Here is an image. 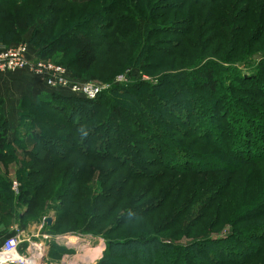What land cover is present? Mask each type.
<instances>
[{"label": "rangeland", "instance_id": "obj_1", "mask_svg": "<svg viewBox=\"0 0 264 264\" xmlns=\"http://www.w3.org/2000/svg\"><path fill=\"white\" fill-rule=\"evenodd\" d=\"M2 1L0 30L7 31L2 19L14 10ZM25 9L35 21L8 46L25 45L30 59L56 64L76 79L70 41L78 33L74 27L81 25L78 30L95 44L96 63L78 78L104 87L106 94L85 110L103 118L108 105L119 102L126 113L123 132L133 131L129 122L139 128L128 147L110 121L91 131L76 129L78 136L67 140L64 125L80 121L87 111H33L24 98L35 102L46 93L24 96L7 84L11 73L0 74L5 83L0 85V125L6 140L0 151V245L19 228L20 252L36 254L37 264H181L175 260L179 252L163 247L169 244L164 239L185 247L200 238L220 242L232 232L239 243L212 246L206 254L223 264L246 257L247 264H264V161L245 162L264 157V76H258L264 72V0H94L80 6L30 0ZM97 9L94 17L86 16ZM36 29L42 33L34 37ZM37 38L53 45L63 41L39 58ZM209 64L224 74V92H200L197 84L187 83L191 72L199 77ZM20 72L27 77L26 71L14 73ZM236 73L250 79L234 96ZM112 89L118 98L109 93ZM161 89L154 111H148L146 101ZM181 90L186 96L173 103L171 94ZM129 110L139 113L131 119ZM142 119L154 129L142 125ZM34 133L43 139L37 141ZM164 148L168 157L161 158ZM50 150L47 166L42 158ZM199 152L211 161L217 156L212 170L205 172L208 164L195 162ZM65 178L67 197L50 200L49 192L58 193ZM41 179L45 192L34 185ZM14 183L18 188L13 191ZM260 208L263 214L242 221ZM70 239L73 243L66 245ZM107 241L112 244L103 258ZM98 248L101 253L93 258Z\"/></svg>", "mask_w": 264, "mask_h": 264}, {"label": "trees", "instance_id": "obj_2", "mask_svg": "<svg viewBox=\"0 0 264 264\" xmlns=\"http://www.w3.org/2000/svg\"><path fill=\"white\" fill-rule=\"evenodd\" d=\"M70 1L66 0V2L70 5L80 6V5L90 4V2H92L94 0H87V1H84V0L83 1H73L72 0V3ZM28 2H30V0H24L22 2H19L17 0H3L2 1L3 6L11 8L14 11H13L12 15H8L7 17L2 19L5 23V27H7L8 29H7V31H5L4 27H3V29L0 30V34H1L0 40L6 41V42L0 41V46L9 47L8 46L9 44L16 42V40L18 38H20L21 36H23L24 34H26L28 29L33 25L35 19H32V17H30L31 15L28 12H26V9H25ZM81 2H85V3H81ZM39 9H40V6L38 5L37 10H39ZM98 12H100V11L97 9V12H96V10L93 13L89 12V13H87L86 16H88V18H91V16L94 17V15H97ZM86 16H84V17H86ZM91 21H92V19H91ZM78 24H81V22L77 23V25ZM46 25H45V27H46ZM80 27H81V25L74 27L73 31L77 30L78 33L77 34L75 33L71 37V41H70V43H71L70 49L72 52L71 53V56H72L71 57L72 58V65H71L72 66V72L74 73V76L77 77L76 80H79V81H80V79L78 78V77H80L79 74L82 75V74L89 73L90 70L92 69V67L94 66V64L96 63L95 44H94L92 38L89 35H87L86 32H82V31L78 30ZM82 28H84V27H82ZM150 30H151L150 32H152V33L155 32V30H153V29H150ZM162 30H165V28L159 27V29L157 31L160 32ZM34 32H36L35 34L33 33L34 37H36L37 34H40V32L42 33L41 29H36ZM6 34L14 35L15 39L9 38L8 35H6ZM66 36H64V37H66ZM38 38H40V37H38ZM38 38L34 44H35V46H37V49H38L37 55L39 58H43L44 54L48 50H52L54 45L58 46L59 41L62 40L60 38L56 39L55 43L58 40L59 41L57 44L53 45V44H51V42L49 40H48V42H50V43L45 42V40L43 38H41V39H38ZM217 68L219 69L218 65L210 66V64H209L208 67H205L198 72L200 74L199 77L195 76L194 73L191 72L189 74V79H188L187 83L188 84H191V83L197 84V88H200L199 89L200 92L201 91L202 92L208 91L210 93H215L218 90V88H219L220 92H224L228 88V86H223L224 84L222 83V78H225V76L223 73L220 74L218 72L219 70ZM221 71L223 72L224 69H221ZM262 73H264V72L259 73L258 76H261V75L264 76V74H262ZM193 78H195V81H193ZM248 79H250V78H247L243 75H240L239 73H236V75H234V82H233L234 84L233 85H235L237 83V85L239 87V88L238 87L232 88V86H231V88L234 89V93H233L234 96L243 92V91H241L240 86H242V85H240V84L245 83ZM134 88L135 87H133L132 89L129 88V93H130L129 96H131V97L135 95L132 93V90H135ZM143 90L146 93L145 96H147L148 92H146L145 89H143ZM150 90H154V89H150ZM163 91H164V89H161L158 92H154L155 95H153V97H152L153 99H148V101H146V107H147L148 111H151V112L154 111L153 110V108H155L154 103H157L158 97H159L160 93H162ZM181 91L182 92H180V93L174 92L173 94H171L170 99L173 103H177V99L179 98L178 97L179 95L186 96L185 91H183V90H181ZM110 92L112 94H115L116 98H118V95H120V94H118V90H115V89H112L111 91H109V93ZM105 95L106 94L104 92H101L94 99H86V98H83L81 96H76V95L66 93L64 91L61 92V91L51 90L50 92L46 91V94L40 95L35 100V102L30 100L29 98H24V100H25V102H27L28 106L33 111H36V110H38V112L44 111L45 107H48V108H51L52 110H56L58 112H62L65 109H67V111L71 110L76 115L77 113L82 114V113L86 112L88 109L87 110H85V109L89 105H93V107H94V106H96V102H97V104L98 103L100 104L98 99L105 96ZM113 103H115V104L114 105L113 104L108 105V108H107L108 109V115L103 117V118L98 117L97 116L98 114L97 115L95 114V116H93L94 112H93V110H90V113H89V111H87L90 115L88 114V116H85L80 121H75L73 123L70 122V124L68 123L67 125L65 124L64 125L65 128H63V131L65 132L66 139L71 140V139L75 138L76 136H78L79 131H77L76 129L82 128V131H85V130L90 128L89 131H91V130H93L97 127H100V126L105 127L108 124V122L110 121V122L117 124V127H118L117 128V134H120L121 139L123 137H125L122 141L128 147V145L130 143H132L131 142L132 137H134V134L138 130L139 127L136 126L134 123L129 122L130 128L133 129V131L126 130V132H123L121 125L123 123H125V115H124L125 112L122 109V107H120L119 102L113 101ZM101 104H102V102H101ZM71 106H73V108ZM248 108H249V106H248ZM129 112L131 113V116H130L131 119H132L133 115L139 113L138 110H133V111L129 110ZM39 114L41 115L42 119L45 120L44 114L43 113H39ZM83 120H85L87 123L82 124V126H80L81 125L80 123H83L82 122ZM142 120H143L142 122L140 120H138V121L140 123H142V125L146 126V128L150 127L151 130L154 129L150 123H148L144 119H142ZM182 123H184V121H182ZM29 135H31V134H29ZM4 136H5L4 129L1 128V125H0V151H2V149H4V146H5L6 140H5ZM34 137L37 141L43 139L42 138L43 136L40 134H37V133L36 134L34 133ZM42 141H44L46 143V145L50 142L49 139L48 140L44 139ZM209 145H211V144H209ZM262 149H264V148H262ZM113 150L116 151L115 147L113 148ZM51 151L52 150L46 152L42 158V162L47 166L52 163ZM114 151H112L111 153L109 152V153L113 154ZM25 152L28 153L29 151L25 150ZM52 152H54V151H52ZM159 152H161V155H162L161 158L162 157H168L167 153H169V152H168L167 148H164V150H160ZM164 152H165V155H164ZM201 153H204V152H201ZM201 153L200 154L194 153L195 154L194 156L197 158V160L195 162H201V163L208 164L209 166L206 165V171H205V172H208V171L212 170L213 167H215L214 160H216L218 158H217V156H215V158L213 156H211L214 158V160L211 161V158L206 157V156H208L207 154L204 155L205 154L204 153L203 155H201ZM7 155L9 157H12L11 154H9V153ZM152 159L157 160L158 157L156 155H154V157ZM262 161H264V157L253 158V160H249V161H245V162H249L252 165H259L262 163ZM143 162L145 163V161H143ZM167 168H168V166H167ZM190 169H192V168H190ZM65 179H66L65 184H62L63 186H61L60 191L58 193H57L56 189L49 192V194L51 196L50 200L57 198V201H59L65 197H67V192L69 190V187H67V183L69 182V180L67 178H65ZM34 185H36V187L40 190V192H45V186H44L45 181H44V179H41V181L35 182ZM47 185H49V182H47ZM40 194L37 193L35 195L36 199L40 198ZM31 197H33V196H31ZM58 204L60 205V202ZM262 210H263L262 208L258 209V212L256 214H254V216H252V215L248 216L249 215L248 214L247 217L242 219V221L253 219L257 216V214H263ZM10 234H11V232L9 233V235ZM9 235H7L6 237H8ZM237 236H238V234H237ZM6 237H4L2 239V241ZM200 239L197 241H193L191 244L184 247V246H179V245L175 244L174 243V242H176L175 239L168 238V239H164V240H167L169 244H165V245L162 244V245L165 249H174L176 252H179V254L175 256L176 257L175 260L177 262H180L181 264H223L224 261L221 260V262H220V261H218V259H213L212 256L206 254V252L209 251V250L206 251V249L210 248L212 246H217L219 244L228 243L231 240H233L237 243L240 242L239 239L234 237V234L232 232L230 234H227L223 239H220V242H219V240L213 241L211 239H208V240L201 242ZM161 240L162 239L159 237L157 241L160 242ZM120 243H123V242H120ZM111 244H112V242H109V241L106 242V252L104 253L103 258H104V256H107V254H108L107 250H109ZM214 250H217V249H214ZM196 258H199V259H196ZM249 260H248V257L243 258L241 260V262L238 264H247Z\"/></svg>", "mask_w": 264, "mask_h": 264}, {"label": "built area", "instance_id": "obj_3", "mask_svg": "<svg viewBox=\"0 0 264 264\" xmlns=\"http://www.w3.org/2000/svg\"><path fill=\"white\" fill-rule=\"evenodd\" d=\"M25 45L0 47V74L27 71L32 77L41 81L50 90L64 91L86 99H94L105 90L91 82H81L67 77L65 70L53 63L39 59L32 60L27 55ZM18 185L13 184V191ZM19 228H14L0 245V264H36V254L20 252ZM59 239H55L58 244ZM33 247V246H31Z\"/></svg>", "mask_w": 264, "mask_h": 264}, {"label": "crops", "instance_id": "obj_4", "mask_svg": "<svg viewBox=\"0 0 264 264\" xmlns=\"http://www.w3.org/2000/svg\"><path fill=\"white\" fill-rule=\"evenodd\" d=\"M7 78L9 80L7 84H11L10 86L14 91L22 90V95L24 96L35 98L41 91L46 93L45 89L40 85V83L37 82L34 77L30 76L29 73L27 77H25V75L21 72L17 75L16 73H11V75ZM4 84V81L0 80V85Z\"/></svg>", "mask_w": 264, "mask_h": 264}, {"label": "bare ground", "instance_id": "obj_5", "mask_svg": "<svg viewBox=\"0 0 264 264\" xmlns=\"http://www.w3.org/2000/svg\"><path fill=\"white\" fill-rule=\"evenodd\" d=\"M65 243H66V245H71L73 243V241H71V239H70V240H67ZM31 246H34V244L32 243ZM100 253H101L100 248L96 249V252H94V254H96V255L93 256V258L97 257ZM36 264H37V262H36Z\"/></svg>", "mask_w": 264, "mask_h": 264}, {"label": "water", "instance_id": "obj_6", "mask_svg": "<svg viewBox=\"0 0 264 264\" xmlns=\"http://www.w3.org/2000/svg\"><path fill=\"white\" fill-rule=\"evenodd\" d=\"M45 221H46V223L49 225L50 222H51V219L48 218V219H46Z\"/></svg>", "mask_w": 264, "mask_h": 264}]
</instances>
